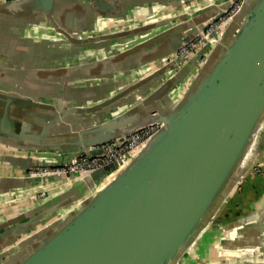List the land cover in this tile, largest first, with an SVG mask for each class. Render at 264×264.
<instances>
[{"label":"crops","instance_id":"1","mask_svg":"<svg viewBox=\"0 0 264 264\" xmlns=\"http://www.w3.org/2000/svg\"><path fill=\"white\" fill-rule=\"evenodd\" d=\"M228 2L53 0L49 12L36 10L33 0H0V179L26 175L9 156L53 162L117 133L102 127L112 120L140 122L153 109L173 108L202 55L183 67H163L159 56ZM17 120L26 129L19 135L12 127ZM260 128L242 166L243 178L176 264H264V118ZM92 190L76 175L19 181L0 188V223L58 206L38 231L67 215Z\"/></svg>","mask_w":264,"mask_h":264},{"label":"water","instance_id":"2","mask_svg":"<svg viewBox=\"0 0 264 264\" xmlns=\"http://www.w3.org/2000/svg\"><path fill=\"white\" fill-rule=\"evenodd\" d=\"M52 1L33 0L36 10L49 12ZM235 1L229 0L203 26L180 36L170 51L159 56L163 67H183L196 54L202 55L198 71L173 108L153 109L140 122L127 123L123 117L112 120L102 127L117 129V133L53 162L8 157L27 173L31 167L58 166L76 157L100 154V145L121 140L152 122L160 123L135 151L87 173L1 178L0 188L7 190L19 181L76 175L93 190L67 215L48 221L38 231L36 226L58 206L1 222L0 264H176L243 178L242 166L262 133L264 0H240L219 34L204 39L186 59L176 57L183 43ZM24 124L14 121L13 131L25 132Z\"/></svg>","mask_w":264,"mask_h":264},{"label":"built area","instance_id":"3","mask_svg":"<svg viewBox=\"0 0 264 264\" xmlns=\"http://www.w3.org/2000/svg\"><path fill=\"white\" fill-rule=\"evenodd\" d=\"M239 5L240 0L235 1L228 10L217 16L215 19L210 20L198 34L179 47L176 52V57L186 59L203 44L204 39L208 40L211 36L219 34L227 19L234 14L239 8ZM159 127V122H152L146 126L138 128L121 140H110L100 145L99 147L102 149L100 154L76 157L69 162L58 166L31 167L26 174L29 176H48L68 172H78L80 174L87 173L109 162L121 159L125 154L135 151L139 145L155 133Z\"/></svg>","mask_w":264,"mask_h":264},{"label":"clouds","instance_id":"4","mask_svg":"<svg viewBox=\"0 0 264 264\" xmlns=\"http://www.w3.org/2000/svg\"><path fill=\"white\" fill-rule=\"evenodd\" d=\"M17 6L16 5H13V8L15 9Z\"/></svg>","mask_w":264,"mask_h":264}]
</instances>
